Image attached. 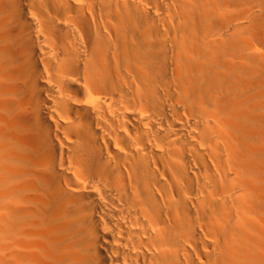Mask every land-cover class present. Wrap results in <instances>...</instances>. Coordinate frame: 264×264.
I'll use <instances>...</instances> for the list:
<instances>
[{"label":"bare ground","instance_id":"bare-ground-1","mask_svg":"<svg viewBox=\"0 0 264 264\" xmlns=\"http://www.w3.org/2000/svg\"><path fill=\"white\" fill-rule=\"evenodd\" d=\"M0 264H264V0H0Z\"/></svg>","mask_w":264,"mask_h":264}]
</instances>
